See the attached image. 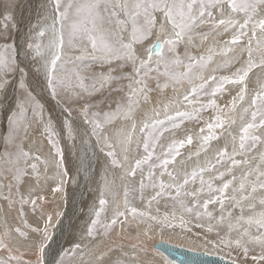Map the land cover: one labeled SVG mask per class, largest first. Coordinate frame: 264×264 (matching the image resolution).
<instances>
[{"label": "snow or ice", "instance_id": "snow-or-ice-1", "mask_svg": "<svg viewBox=\"0 0 264 264\" xmlns=\"http://www.w3.org/2000/svg\"><path fill=\"white\" fill-rule=\"evenodd\" d=\"M10 22L15 26L11 14L5 13L0 17V25L3 26L0 35L7 33ZM223 35L230 38L222 44L209 45L206 52L196 54L192 51L200 49L210 38L216 41ZM26 48L32 53L35 71L42 74L46 89L53 99L63 104V110L69 117L74 111L73 105L83 102L79 109L83 123L90 126V136L95 137L107 165L121 170L119 180L134 176L141 165L148 164L155 157L158 163L153 162L151 168L159 169V177L156 171H150L148 178L150 186L158 190L148 201V209L157 198L164 196L173 204L172 211L163 214L158 209L155 214L150 210H138L130 206L127 199L129 188L125 184L121 205L117 178L113 176L110 179L106 167L99 186V206L94 209L86 232L80 241L61 248L49 260L46 251L53 239L49 232L53 217L48 215L42 227L32 226L23 219L24 206L31 204L35 211L38 201L44 202L45 196L37 194L31 186L27 195L21 191L26 176L32 175L39 182L41 164L45 169L44 178L48 179L49 161L39 152L33 153L24 146L31 127L26 113L31 107L39 119L43 105L26 84V69L16 63L15 46L6 43L0 46V91L9 84L8 76L19 72V88L23 90L24 98L18 104V113L9 117L10 133L3 138L5 150L0 152V199L6 201L10 208L20 205L18 215L21 224L9 226L5 221L0 231V264H73L77 256L83 257L81 241L85 237L94 238L98 229L108 233L118 224L128 223L129 217L138 226H146L144 236L154 228L191 233L195 224L206 233L216 232L217 239L206 238V244L213 248L234 249L244 257L243 260L232 259L230 264H247L250 255L254 264H264V151L258 156L248 155L258 145H264V84L248 97L250 73L254 69L264 72V0H47L45 14L30 27ZM9 49L11 55L8 54ZM217 55L224 56L223 64L235 67V71L219 79L215 75H206L210 62ZM113 64L121 69L130 65L132 72L113 76ZM95 65H108L109 71L90 73ZM161 78L164 83L160 82ZM151 79L157 81L156 89L160 91L171 86L179 92L187 85L186 94L153 107L151 114L145 113L144 118L137 122V109L142 102L149 101L148 93L153 91L148 83ZM122 80H127V85L112 86ZM225 85L238 89L228 104L218 105L214 98L207 104H199L197 98L202 92L207 93L211 87L210 95L215 97L225 91ZM125 89V95L116 101L114 109L109 106L108 111H92L97 106L90 104L88 97L105 90L119 93ZM185 103L194 106L192 112L180 110ZM197 104L199 107H195ZM207 109H211L214 115L205 122V127L200 128V143L194 155L199 157L211 141L220 138L218 129L236 125L239 112L238 148L237 138L233 136L232 153H228L227 147L218 150L215 163L209 160L205 165L194 167L190 173L175 168L170 170L169 166L181 156L180 150L192 145L194 137L189 134L184 139H172L162 147L160 141L166 123L173 129L179 128L178 118L191 119L193 113ZM117 119L127 122L128 126L109 133L106 126H111ZM65 128L72 136L74 130L69 120L65 121ZM88 131L85 129L86 134ZM44 133L55 154L52 163L57 171L52 179H57L58 183L52 192H61L67 172L62 149L53 139L51 121L45 124ZM141 146L145 155L139 158L130 156ZM158 147L161 148L159 155L156 154ZM237 156L242 159H236ZM225 158L230 161V166L206 180L204 174L214 172ZM180 163L183 165L184 161ZM239 166H243L244 171L237 176L233 169ZM165 175L169 177L167 182L160 179ZM197 178L200 187L188 190L187 186ZM213 180H220L221 184L214 186ZM144 187L142 183L141 189ZM204 193L208 194L207 198L201 199ZM217 204L219 216L209 210L210 205ZM226 205L230 209H239L240 214L226 211ZM109 207L111 218L102 220V214H106ZM204 219H207V224L202 223ZM222 226L226 228L224 235L219 230ZM253 228L256 229L255 234ZM30 233L35 237H30ZM17 241L27 242L25 246L31 250L33 258H23L24 253ZM250 246L259 247V253L250 250ZM130 248L131 253H123L130 257L128 264H143L139 259L143 248L138 238ZM103 255L101 253L96 259L99 261ZM114 264H125V261L118 259Z\"/></svg>", "mask_w": 264, "mask_h": 264}, {"label": "rangeland", "instance_id": "rangeland-1", "mask_svg": "<svg viewBox=\"0 0 264 264\" xmlns=\"http://www.w3.org/2000/svg\"><path fill=\"white\" fill-rule=\"evenodd\" d=\"M46 4L47 0H0V17L5 13L11 14L15 24V26H13V23L10 22L7 33L0 35V46L6 43L15 46L16 63L20 68L26 69V84L30 87L39 103L43 105L42 117L39 119L33 114L31 107H29L26 113V120L30 123L31 127L28 129L27 135L24 139V146L26 149H30L33 153L39 152L44 159L49 161V170L47 172L48 179L44 178L45 169L44 165L41 164L39 165V171L41 173L39 182H37L32 175H28L24 178V184L21 187V191L27 195L28 188L31 186L37 194L45 196L44 202L38 201V206L35 211H33L31 204L24 206L25 216L23 219L27 220L32 226L39 225L42 227L48 215L53 217V226L49 228V232L52 234L53 239L49 242L50 248L46 251V257L51 260L55 252L61 248L69 247L73 242L80 241L81 237L86 232L87 225L90 223V219L94 215L93 210L99 206V186L103 182L106 167L109 178L111 179L113 176L117 178L118 199L121 205H123L124 200L123 185L125 184H127L129 188L127 197L128 202L130 206L135 207L138 210H150L155 214L158 209L159 213L163 214L172 211L173 202L167 196L160 197L157 198V201H154L151 208L148 209V201L153 195H155V191L158 190L153 189L150 186L151 181L148 178L150 171H156V175L159 177V169L151 168L153 162L158 163V161H155V157L153 158V161H150L148 164L141 165L134 176L125 177L123 181L119 180L121 170L112 169L107 165L104 154L99 151V148L96 145L95 137L90 136V126L83 123L79 111L83 102L73 105L74 111L72 112L71 117H69L68 113L63 110V104L58 103L56 99H53L46 89L42 74L35 71L32 53L26 48V38L28 37L30 27L45 14ZM2 32L3 26L0 25V33ZM229 38V35L218 37L216 41H213L210 38L200 49H192V51L196 54L206 52L209 45L213 43L222 44L223 41H226ZM197 43H199V41H197ZM180 51L183 53V47H181ZM8 54L11 55V49H9ZM223 57L224 56L222 55H217L213 58V61L210 62V66L207 69L206 75H215L217 79H219V77L230 75L235 71V67L223 64ZM111 67L114 69L112 75L117 77L132 72L130 65L123 69L119 68L116 64H113ZM108 71V65H104L103 67L95 65L89 70L90 73H107ZM20 78L21 74L19 72L12 73L8 76L9 84L4 90L0 91V152L5 150L3 138L10 133L11 125L9 117L18 112L14 109L15 107L18 108L19 102L24 98V92L19 88ZM156 82L155 79H151L148 82L153 91L148 93L149 101L146 103L142 102L139 109H137L135 113L137 122L144 118L145 113L151 114L153 107L162 105L169 99L178 96L182 98V96L186 94L185 89L188 87L187 85H184L179 89V92L174 91L171 86L160 91L156 89ZM160 82L164 83V79L161 78ZM127 83V80L116 81L112 86L119 87L127 85ZM262 84H264V72L254 69L253 72L250 73L248 97L258 90ZM212 87H215V85H212ZM224 87L225 91L217 93L215 97L210 95L211 87H209L207 93L202 92L197 98L199 104H207L208 100L213 98L218 105L224 106L228 104L232 100V97L236 95L238 89L233 85H225ZM125 93L126 89L124 92L119 93L105 90L88 97L87 100L90 104L97 106L94 107L92 111H108L109 106L113 109L115 108L116 101L120 100ZM199 104L195 105V107H199ZM245 106L247 105L245 104ZM193 107V105L185 103L180 107V110L192 112ZM37 111L39 110L37 109ZM212 115H214L213 111L207 109L200 113H193V118L191 119L186 118L181 120L178 118L177 123L180 127L176 129H173L171 124L166 123L160 141L162 147H166L172 139H184L189 134L194 137L192 145H186L185 148L180 150L181 156L177 157L174 165L169 166L170 170L175 168L176 170L188 171L190 173L194 167L205 165L209 160L215 163L218 150L227 147L228 153H232L234 147L232 140L233 136L237 138L236 147L238 148L240 126L239 112L236 116V125H233L232 127L226 125L223 130L218 129L217 134L220 138L216 141H211L210 146L206 151L201 152L199 157L194 155L200 143L198 139L199 130L200 128L205 127V122L208 121ZM161 118L163 117L161 116ZM50 120L54 133L53 139L57 141L58 146L62 149L64 170L67 172V175L64 177L65 183L63 185V190L57 193L52 192V188L58 183L57 179H52L57 171L55 165L52 163L55 154L51 149V145L48 144L47 135L44 133V126ZM66 120H69L72 124L74 130L72 136L68 135L67 129L65 128ZM127 126V122L117 119L111 126L106 127H108V131L111 133L117 128ZM85 129L89 130L87 134ZM229 133H231V135H229ZM22 135L24 134L22 133ZM261 151H264V145H258L257 149L248 155L258 156ZM160 152L161 148L158 147L156 149V154L159 155ZM190 154H192L191 159H188ZM143 155L145 154L143 153L142 146L138 152L134 151L130 154V156L136 158L142 157ZM55 159L58 160L59 158L56 157ZM236 159H242V157L237 156ZM181 160L184 161L183 165L180 163ZM229 166L230 161L225 158L223 163L216 166L214 172L205 173L204 178L207 180L210 177L217 175L219 171H224ZM233 170L235 174L239 176L244 171V168L243 166H239ZM225 178L227 179L230 177ZM160 179L167 182L169 177L165 175L160 177ZM142 183L145 185L143 189H141ZM132 184H134L133 189L131 187ZM220 184V180H213L214 186H219ZM187 187L188 190L199 188V179L197 178L194 183H190ZM207 195V193L202 194L201 199L207 198ZM16 198L18 199V197ZM109 199H111V197H109ZM19 207L20 205L16 204L10 208L6 201L0 199V231L3 230L5 221H7L9 226L21 224V218L18 215ZM209 210L213 211L216 216L220 215L218 204L215 206L210 205ZM228 210H231L234 215L240 214L239 209H230L226 205V211ZM257 210L259 209L257 208ZM41 213H43V217L41 216ZM57 213L60 215L57 216ZM247 214L249 213L246 210L245 215ZM101 218L102 220L111 218L110 207L106 214H102ZM121 219L123 220V218ZM128 220V223L123 226L118 224L108 233H105L102 229H98L94 238L85 237L81 241L84 250L83 257L81 258L80 256H77L73 264H114L118 259L123 260L125 261V264H128L130 257L124 256L123 253H131L132 250L130 245L135 243L137 238L142 243L143 250L139 253V259L143 264H175L168 260L161 252L153 248V245L160 242L168 243L196 253H204L209 256L220 257L227 261H231L232 259H244L242 254H239L234 249L229 250L228 248L223 247L213 248L210 244H206V238L212 240L217 239L216 232L206 233L205 229H198L195 227V224L192 225L191 233L183 232L180 229L170 230L165 228L161 230L154 228L149 232L148 236H144L143 231L146 226H138L137 222L132 220L131 217H129ZM202 223L207 224V219H204ZM219 230L221 235H224L226 232V228L223 226ZM252 232L255 234L256 229L253 228ZM13 235L15 236V234ZM232 235L234 236L235 233ZM30 237H35V234L30 233ZM17 243L21 252L24 253L23 258L25 260L33 258L31 250L25 246L27 242L17 241ZM253 249L257 254L260 251L259 247L250 246V250ZM101 253L104 255L102 259L98 261L96 257L100 256ZM0 255H2V253H0ZM247 264H254L251 260V255L247 258Z\"/></svg>", "mask_w": 264, "mask_h": 264}, {"label": "water", "instance_id": "water-1", "mask_svg": "<svg viewBox=\"0 0 264 264\" xmlns=\"http://www.w3.org/2000/svg\"><path fill=\"white\" fill-rule=\"evenodd\" d=\"M153 248L161 252L168 260L175 264H230V261L204 253H196L184 248L160 242Z\"/></svg>", "mask_w": 264, "mask_h": 264}, {"label": "bare ground", "instance_id": "bare-ground-1", "mask_svg": "<svg viewBox=\"0 0 264 264\" xmlns=\"http://www.w3.org/2000/svg\"><path fill=\"white\" fill-rule=\"evenodd\" d=\"M2 3H3V2H2ZM4 4H5V3H4ZM222 39H223V38H222ZM217 42H218V41H217ZM217 44H218V43H217ZM220 44H221V43H220ZM224 59H225V57H223V60H224ZM217 64H218V63H217ZM220 68H221V67H220ZM228 68H229V67H228ZM10 103H11V102H10ZM5 105H6V104H5ZM10 105H11V104H10ZM7 107H8V106H7ZM14 110L19 111L17 107H15ZM16 113H18V112H16ZM54 118H55V117H54ZM50 121H51V120H50ZM66 168H67V167H66ZM88 185H89V184H88ZM86 187H87V186H86ZM131 187H132V189H133V188H134V184H132ZM77 192H78V191H77ZM131 195H132V194H131ZM71 196H72V195H71ZM95 199H96V198H95ZM75 200H76V199H75ZM88 200H89V199H88ZM92 200H93V199H92ZM130 200H131V197H130ZM86 201H87V199H86ZM86 201H85V203H86ZM84 206H85V205H84ZM93 211H94V210H93ZM108 216H109V215H108ZM86 223H87V222H86ZM86 223H85V224H86ZM156 244H158V243H156ZM152 252H153V251H152ZM154 252H155V251H154ZM156 256H157V255H156ZM159 257H160V256H159ZM159 257H158V258H159Z\"/></svg>", "mask_w": 264, "mask_h": 264}]
</instances>
